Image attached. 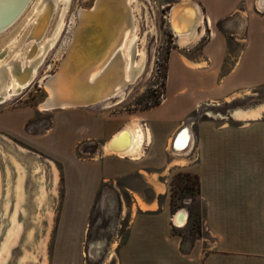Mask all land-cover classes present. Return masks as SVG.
Segmentation results:
<instances>
[{
    "label": "crops",
    "instance_id": "0c3cea01",
    "mask_svg": "<svg viewBox=\"0 0 264 264\" xmlns=\"http://www.w3.org/2000/svg\"><path fill=\"white\" fill-rule=\"evenodd\" d=\"M193 1L204 22L198 39L185 47L174 37L159 104L133 114L97 113L90 107L58 110L56 116L62 147L88 141L95 146L89 159H75L89 171L85 217L105 194L103 186L119 179L138 175L154 193L147 197L125 187L131 191L130 223L115 264H264V110L252 115L264 102L250 104L255 90L264 87V0ZM202 107L213 108L214 114L202 118ZM133 118L152 135L148 142L146 130L142 154H105V143ZM183 123L195 130V146L175 153L172 136ZM15 125L13 117L0 129L13 132ZM184 134L177 139L179 148L187 144ZM182 168L199 176L207 233L187 249L176 232L183 227L174 224L170 195L172 175ZM70 189L66 173V199ZM63 216L65 221L64 211Z\"/></svg>",
    "mask_w": 264,
    "mask_h": 264
},
{
    "label": "rangeland",
    "instance_id": "374dc122",
    "mask_svg": "<svg viewBox=\"0 0 264 264\" xmlns=\"http://www.w3.org/2000/svg\"><path fill=\"white\" fill-rule=\"evenodd\" d=\"M55 1L56 6L51 9V16L45 31L43 35H39L41 37L34 38L30 35L38 17L44 12V7L49 2L53 3V0H31L10 28L0 34V58L5 54V62H9L23 47L22 57H26L31 50L38 48L39 51L36 53L35 59L43 53L47 41L53 37L60 22L63 20L64 23L57 43L47 51L27 86L19 94L8 98L9 100L7 99L4 103H0V123L9 126L12 124L13 117L16 119L13 132L0 129V170L3 181V187H0V245L10 227V217L13 211L12 203L7 214L4 210L5 188L8 180L6 175L7 164L11 167V177H15V169L11 163L10 155L25 165L27 174L25 199L22 209L18 211L17 215L18 222L21 224V232L17 243L12 247V253L7 264H19V259L25 250L36 253L35 247L48 230V216L44 214L46 204L40 208L36 200L39 179L38 173H34V168L36 162L44 163V169L47 172L46 181L50 189L49 162L51 160L59 169L60 179L57 195L54 196L49 192L47 199L54 208L47 241L48 264H115L113 260L116 259L117 262V247L125 241L130 223L128 207L131 203V191L126 190L125 187L137 190L147 197H152V191L138 175L119 179L114 184H105L102 190L105 194L102 195L103 197L98 196L99 200H96L97 203L93 206L91 214L89 209V213L85 217L90 203V190L86 186L90 182V178L87 177L89 171L86 167H79L75 159H89L96 152L95 146H90V141H88V144L80 143L74 147L65 143L62 147L60 122H58L59 129L55 132L58 110H44L41 105L45 103L48 97L46 81L55 73L72 42L79 12L82 8L92 7L95 0ZM178 1L180 0L136 1L138 10L134 8L133 15L138 25L140 49L139 53L136 54L146 53V65L138 80L126 87L123 99L114 98L111 105L92 106L97 113L119 114L126 111L128 114H133L137 110L148 108L155 102L163 100L164 95L162 94L165 93L166 89L170 53L176 44L168 24L167 15L170 7ZM261 7L264 11V6ZM12 42L13 45L9 47ZM188 44L190 43L181 46L185 47ZM255 91L257 96L255 101L250 103L251 105L264 102V87ZM83 108L90 110V107L87 106ZM213 112V108L202 107L199 110L202 118L208 117L207 114L213 115ZM4 113L10 115L3 117ZM192 118L194 119V117ZM192 123L193 120H191ZM186 124L189 126L188 123ZM140 130L144 131L145 134L146 129L144 130L141 126ZM191 130L194 134L192 146L194 147L196 132ZM187 172L183 168L176 169L170 180L171 198L172 195L176 194L179 205L176 211L185 208L190 216L188 225L185 224L182 226L183 228L176 229L183 237L186 249L193 245L195 239L207 234L204 231L202 221L203 201L199 193L197 178L193 173L188 177L185 175ZM66 173L71 187V196L67 199ZM173 182L190 183L189 193L186 192L184 197H181V188ZM11 195L13 196L12 192ZM39 214L40 217H38ZM82 217H85L83 221ZM76 226H78L77 233ZM81 226H83V233H80L82 231ZM30 234L31 237H29ZM112 250L115 257L109 258ZM58 252H61L60 260H58Z\"/></svg>",
    "mask_w": 264,
    "mask_h": 264
},
{
    "label": "bare ground",
    "instance_id": "6f19581e",
    "mask_svg": "<svg viewBox=\"0 0 264 264\" xmlns=\"http://www.w3.org/2000/svg\"><path fill=\"white\" fill-rule=\"evenodd\" d=\"M30 1L0 0V34L10 28L27 8ZM136 1L134 3V0H95L92 7L82 8V22L76 40L74 42L75 28L72 42L57 70L46 82L48 97L41 108L44 110H68L86 106L111 105L114 98L123 99L126 87L138 80L146 65V53L136 54L140 50L137 33L138 25L133 15V9L137 8L138 10ZM54 6H56L55 0H53V3H47L44 12L40 16L38 15L39 17L30 36L39 38L41 37L39 35H43L51 16V9ZM173 6L175 7L171 12ZM79 13L81 14V12ZM167 19L169 27L179 40L180 45L197 40L199 37L198 29L204 22L200 8L193 0H180L174 3L168 11ZM63 27L62 20L53 37L47 41L43 53L35 59L34 57L39 51L38 48L31 50L26 57H22L24 47L9 62L4 61L5 54L0 58V103H4L8 98L19 94L27 86L47 51L57 43ZM83 34L84 37H80ZM73 42L74 45L67 59L63 66H60ZM12 45L13 42L9 47ZM83 67H85L83 70L77 72ZM59 68L60 71L58 72ZM9 80H11L10 83H8ZM263 110L264 106H261L252 112V115H259ZM140 128L139 121L136 118L132 119L105 143L103 146L104 153H115L120 157H139L142 154L139 146H141L140 144L146 136V133L144 134V131ZM146 130L148 142H150L152 135L149 129ZM10 160L15 169V177H11V167L7 164L6 175L8 180L5 188L4 210L7 214L12 203L13 211L10 217V227L0 245V264L8 263L12 247L17 243L20 236L21 224L18 222L17 215L18 211L22 209L25 199L26 167L13 155H10ZM49 163L50 189L46 181L47 172L44 169V163L38 161L34 168V173H38L39 179L37 204L40 208L46 204L44 214L48 216L49 227L44 237L42 236L39 244L35 247L36 253L25 250L23 256L19 259V264H48L47 241L54 208L47 199L49 192L54 196L57 195L60 179L56 164L51 160ZM0 187H3L1 170ZM11 192L13 196H10ZM184 214L183 220H178V215H176V223L182 222L178 224V227L187 224L186 220L189 215L187 210H184ZM38 217H40V214ZM31 234L29 237L32 236ZM110 254L109 258L115 257L113 250Z\"/></svg>",
    "mask_w": 264,
    "mask_h": 264
},
{
    "label": "built area",
    "instance_id": "2783aa9c",
    "mask_svg": "<svg viewBox=\"0 0 264 264\" xmlns=\"http://www.w3.org/2000/svg\"><path fill=\"white\" fill-rule=\"evenodd\" d=\"M172 34L174 35V32ZM174 37H175V35H174ZM162 95H164V94H162ZM184 132H185L186 135L188 134L187 144L185 145L184 148H179V147H177V139L180 138L181 134L184 133ZM193 137H194V134H193L192 130L189 128V126L187 124L183 123L176 130V132L174 133V135L172 136L173 143H172V145L170 147L171 148L170 150L173 151V152H175V153H180V152H183L185 150L190 149L193 146ZM182 209H185V208H182ZM182 209H180V210H182ZM180 210L176 211V213L174 214L173 221H174V224L176 226H178V224L176 223V215H178V213L180 212ZM188 219H189V217L186 220L187 223H188Z\"/></svg>",
    "mask_w": 264,
    "mask_h": 264
},
{
    "label": "trees",
    "instance_id": "16d2710c",
    "mask_svg": "<svg viewBox=\"0 0 264 264\" xmlns=\"http://www.w3.org/2000/svg\"><path fill=\"white\" fill-rule=\"evenodd\" d=\"M160 102H155L154 104H152V106H155V105H157V104H159ZM185 175H187L188 177L189 176H191V172H187ZM195 175V177L197 178V183H198V186H199V193H200V181H199V176L197 175V174H194ZM173 184H175V185H177V187H179V188H181V192H182V194H181V197H184V194L186 193V192H188L189 193V189H190V187H191V184L190 183H182V182H173ZM151 189V188H150ZM151 191H152V189H151ZM152 196H154V193H153V191H152ZM176 194H174V195H172V198H171V207H172V211L173 212H175L176 211V209H177V207H179V205H178V202H177V200H176ZM189 218H190V216H189ZM190 222V219L188 220V223ZM188 223H187V225H188ZM176 232H177V230H176ZM178 233V232H177ZM179 234V233H178Z\"/></svg>",
    "mask_w": 264,
    "mask_h": 264
},
{
    "label": "water",
    "instance_id": "95a60500",
    "mask_svg": "<svg viewBox=\"0 0 264 264\" xmlns=\"http://www.w3.org/2000/svg\"><path fill=\"white\" fill-rule=\"evenodd\" d=\"M178 4H179V3H178ZM175 6H176V5H175ZM175 6H173V7L171 8V12H172V10L174 9ZM80 12H81V14H80L79 22H78L77 27H76V33H75V37H74V42H75L76 37H77V33H78V29H79L80 23L82 22V13H83V10H81ZM81 33H83V32L81 31ZM82 36L84 37V34H83V35H80V37H82ZM74 42L72 43V45H71V47H70V49H69L67 55L65 56V58H64V60L62 61V63H61L60 66H63L65 60H66L67 57H68V54H69L71 48H72L73 45H74ZM84 68H85V67L79 69L77 72L83 70ZM59 71H60V68H59L58 72H59ZM48 79H49V78H48ZM48 79H47V81H48ZM47 81H46V82H47ZM184 210H186V209H182V210H180V212L178 213V220H182V219H184V217H185Z\"/></svg>",
    "mask_w": 264,
    "mask_h": 264
}]
</instances>
